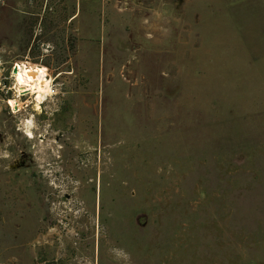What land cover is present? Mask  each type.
<instances>
[{
    "label": "rangeland",
    "instance_id": "obj_1",
    "mask_svg": "<svg viewBox=\"0 0 264 264\" xmlns=\"http://www.w3.org/2000/svg\"><path fill=\"white\" fill-rule=\"evenodd\" d=\"M0 264H264V0H0Z\"/></svg>",
    "mask_w": 264,
    "mask_h": 264
},
{
    "label": "bare ground",
    "instance_id": "obj_2",
    "mask_svg": "<svg viewBox=\"0 0 264 264\" xmlns=\"http://www.w3.org/2000/svg\"><path fill=\"white\" fill-rule=\"evenodd\" d=\"M33 128H34V125H33L32 122H29V121L23 122V128H22V130L25 131V133L27 134L29 140H33L34 139V135L31 132L33 130Z\"/></svg>",
    "mask_w": 264,
    "mask_h": 264
}]
</instances>
